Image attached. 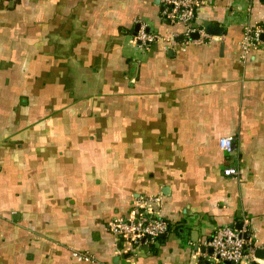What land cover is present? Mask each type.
<instances>
[{
  "label": "crops",
  "instance_id": "crops-1",
  "mask_svg": "<svg viewBox=\"0 0 264 264\" xmlns=\"http://www.w3.org/2000/svg\"><path fill=\"white\" fill-rule=\"evenodd\" d=\"M197 2L198 42L160 0H0V264H214L238 222L264 259V0ZM150 195L170 228L131 249L107 223Z\"/></svg>",
  "mask_w": 264,
  "mask_h": 264
},
{
  "label": "built area",
  "instance_id": "built-area-1",
  "mask_svg": "<svg viewBox=\"0 0 264 264\" xmlns=\"http://www.w3.org/2000/svg\"><path fill=\"white\" fill-rule=\"evenodd\" d=\"M197 0H160L161 14L169 21L185 24L184 34L188 38L190 34L196 33L194 41H202L210 37L202 26L195 23V11ZM160 37L146 30L145 23L132 35V40L141 48L155 42ZM173 43L172 37L165 39ZM242 57L244 58L250 48H257L264 45V25L244 26L243 37L240 42ZM219 148L230 155L234 153V140L232 136H222L218 139ZM222 172L225 176L236 178L238 169L235 165L227 163ZM161 203L160 196L150 195L138 197L129 212L125 216L114 217L108 221V229L120 241L125 242L131 249L143 244L156 242L157 238L168 230L169 222L163 218L158 211ZM248 228L243 226L236 229L230 225L217 227L206 245L211 248V253L205 255L214 264H251L252 262L264 264V259L257 260L253 253V247L249 244V237L245 239L242 234ZM79 258H86L77 254Z\"/></svg>",
  "mask_w": 264,
  "mask_h": 264
},
{
  "label": "water",
  "instance_id": "water-1",
  "mask_svg": "<svg viewBox=\"0 0 264 264\" xmlns=\"http://www.w3.org/2000/svg\"><path fill=\"white\" fill-rule=\"evenodd\" d=\"M137 25L134 27V30H137ZM147 31H149V28H146ZM204 31L206 33H209V34H219L220 31H222V28L218 27V26H214L213 24L211 23H205V27H204ZM192 37H197V34L196 33H193L192 34ZM240 223L241 222H238V224L235 225L234 228L236 229H239L240 228ZM242 236L247 239L249 237V232L246 231L242 234ZM203 249V248H202ZM209 252L211 253V248H208ZM264 255H261L260 257L262 258ZM251 264H257L255 262H252Z\"/></svg>",
  "mask_w": 264,
  "mask_h": 264
},
{
  "label": "trees",
  "instance_id": "trees-1",
  "mask_svg": "<svg viewBox=\"0 0 264 264\" xmlns=\"http://www.w3.org/2000/svg\"><path fill=\"white\" fill-rule=\"evenodd\" d=\"M195 21V20H194ZM196 23V22H195ZM197 24V23H196ZM169 228H170V223H169V226H168V230H169ZM167 230V231H168ZM162 235H160L157 239L159 240V239H161L162 237H161Z\"/></svg>",
  "mask_w": 264,
  "mask_h": 264
}]
</instances>
